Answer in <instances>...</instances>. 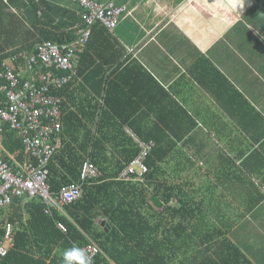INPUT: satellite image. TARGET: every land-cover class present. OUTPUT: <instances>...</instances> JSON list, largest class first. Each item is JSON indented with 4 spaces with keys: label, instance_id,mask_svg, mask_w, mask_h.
<instances>
[{
    "label": "crops",
    "instance_id": "0c3cea01",
    "mask_svg": "<svg viewBox=\"0 0 264 264\" xmlns=\"http://www.w3.org/2000/svg\"><path fill=\"white\" fill-rule=\"evenodd\" d=\"M115 1L131 16L114 33L93 28L82 75L60 92L62 132L100 121L108 163L135 137L154 143L136 196L164 264L202 261L203 245L215 258L226 242L264 264V0ZM84 25L75 0H0V63Z\"/></svg>",
    "mask_w": 264,
    "mask_h": 264
},
{
    "label": "trees",
    "instance_id": "16d2710c",
    "mask_svg": "<svg viewBox=\"0 0 264 264\" xmlns=\"http://www.w3.org/2000/svg\"><path fill=\"white\" fill-rule=\"evenodd\" d=\"M73 40L74 36L48 38V41L54 43H69ZM81 75L82 71L79 67L78 76ZM64 108L63 104L62 114ZM103 114V109L96 104L92 112L91 125H96L95 120L98 116L101 120ZM95 129L94 131L83 125L82 128H78L80 135H77L68 125H64V132L61 135L62 146L49 165L48 184L52 193L59 196L64 187L81 182V169L87 159H90L102 172L101 178L84 182V195L81 199L65 205L62 210L52 206L51 214L46 213L47 206L40 199H32L27 203L15 199L11 207L0 210V241L5 234V225L8 222L18 223L14 248L5 257L0 256V264H63L65 249L71 247L84 249L91 241L96 242L101 249L93 259V264H164L166 262L168 245L154 240L156 231L160 230V227L159 225L153 227L152 213L141 209L148 198L142 195L143 201H141L139 196H136L139 192H146L145 185L127 183L118 179L125 167L140 153V149L135 143H130L126 153H122L124 157H128L124 162L108 163L103 160L108 149L104 144L100 121ZM2 145L6 152L15 155L20 162L25 160L22 141L13 131L7 132L6 140ZM0 154L6 155L1 147ZM150 157L151 155L146 161L149 170ZM6 159L9 158L6 156ZM149 175L150 171L147 177ZM126 188L132 190L133 195L120 194V190ZM99 220L106 221L105 227L99 224ZM59 223L66 227V233L58 227ZM226 243L228 244L224 245V249L228 252L218 248V251H215V258L210 253L216 246L203 245L208 246L202 249V253L207 252V254L202 261L195 260L192 263L251 264L240 251L229 242Z\"/></svg>",
    "mask_w": 264,
    "mask_h": 264
},
{
    "label": "built area",
    "instance_id": "2783aa9c",
    "mask_svg": "<svg viewBox=\"0 0 264 264\" xmlns=\"http://www.w3.org/2000/svg\"><path fill=\"white\" fill-rule=\"evenodd\" d=\"M84 12L85 25L69 43L42 42L30 54L15 55L0 64V210L11 207L15 199L27 203L42 200L46 213L51 207L62 210L84 195V182L101 178L99 168L87 159L81 169V182L64 187L55 196L48 184L49 165L60 148L62 134V97L60 92L78 77L82 55L89 44L93 28L100 24L114 33L121 22L131 16L126 5L115 0H75ZM13 131L22 141L25 160L20 162L3 148L6 134ZM140 153L120 173L118 179L127 183L147 184L146 164L154 143L135 137ZM6 156L9 158L6 159ZM18 223L8 222L0 241V256L5 257L15 245ZM58 227L67 232L59 223ZM92 260L101 252L91 241L84 248Z\"/></svg>",
    "mask_w": 264,
    "mask_h": 264
},
{
    "label": "clouds",
    "instance_id": "9594fccd",
    "mask_svg": "<svg viewBox=\"0 0 264 264\" xmlns=\"http://www.w3.org/2000/svg\"><path fill=\"white\" fill-rule=\"evenodd\" d=\"M62 261L63 264H93L92 258L79 247L65 249Z\"/></svg>",
    "mask_w": 264,
    "mask_h": 264
}]
</instances>
